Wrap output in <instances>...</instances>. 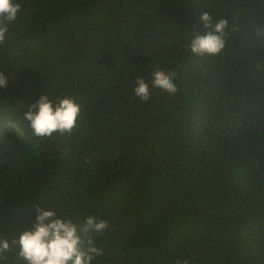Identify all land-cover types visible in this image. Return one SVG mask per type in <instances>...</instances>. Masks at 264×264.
<instances>
[{"label":"trees","instance_id":"obj_1","mask_svg":"<svg viewBox=\"0 0 264 264\" xmlns=\"http://www.w3.org/2000/svg\"><path fill=\"white\" fill-rule=\"evenodd\" d=\"M0 43V238L31 229L37 206L82 221L93 264H264V0H14ZM226 19L216 56L188 48ZM175 72V95L151 87ZM46 94L81 106L77 127L33 135ZM0 264H26L17 249Z\"/></svg>","mask_w":264,"mask_h":264},{"label":"clouds","instance_id":"obj_2","mask_svg":"<svg viewBox=\"0 0 264 264\" xmlns=\"http://www.w3.org/2000/svg\"><path fill=\"white\" fill-rule=\"evenodd\" d=\"M20 4L14 0H0V43L8 32V25L16 20ZM200 21L209 31L195 35L188 48L195 56H216L225 47L226 19L213 23V17L203 12ZM176 73L154 66L151 72V87L143 75L135 77L133 89L135 97L141 102H148L152 90L160 89L175 95L179 89L175 83ZM6 86V77L0 72V87ZM81 106L73 98L65 96L53 102L46 94H41L35 103L24 113L33 135L41 138L71 133L77 127ZM37 216L31 229L23 231L18 239L9 241L0 238V260L6 254L17 249V256L26 264H93L97 257L103 256V248L98 247L94 239L85 237L89 233L103 234L108 222L96 215H88L82 221H73L68 216H59L57 210L50 206H37ZM175 264H189L188 260H175Z\"/></svg>","mask_w":264,"mask_h":264}]
</instances>
